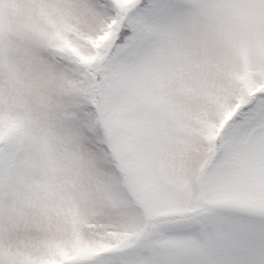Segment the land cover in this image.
Instances as JSON below:
<instances>
[{"label": "snow or ice", "instance_id": "1", "mask_svg": "<svg viewBox=\"0 0 264 264\" xmlns=\"http://www.w3.org/2000/svg\"><path fill=\"white\" fill-rule=\"evenodd\" d=\"M0 264H264V0H0Z\"/></svg>", "mask_w": 264, "mask_h": 264}]
</instances>
